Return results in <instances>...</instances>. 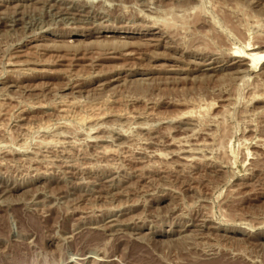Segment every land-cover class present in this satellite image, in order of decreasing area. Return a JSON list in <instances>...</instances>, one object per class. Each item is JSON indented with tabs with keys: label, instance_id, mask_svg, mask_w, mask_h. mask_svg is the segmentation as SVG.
<instances>
[{
	"label": "rangeland",
	"instance_id": "obj_1",
	"mask_svg": "<svg viewBox=\"0 0 264 264\" xmlns=\"http://www.w3.org/2000/svg\"><path fill=\"white\" fill-rule=\"evenodd\" d=\"M251 49L264 0H0V264H264Z\"/></svg>",
	"mask_w": 264,
	"mask_h": 264
},
{
	"label": "bare ground",
	"instance_id": "obj_2",
	"mask_svg": "<svg viewBox=\"0 0 264 264\" xmlns=\"http://www.w3.org/2000/svg\"><path fill=\"white\" fill-rule=\"evenodd\" d=\"M250 52L247 54V57H245V60H251L253 63L255 62V63H259V62H263L264 63V54H260V53H256L255 51H254V49H251V50H249ZM236 63V62H235ZM242 63V62H241ZM20 64V63H19ZM249 64V63H248ZM7 65H9V63L7 64ZM11 65H13L12 63H11ZM257 67V66H256ZM66 109V108H65ZM67 111V110H66ZM65 113H67V112H65ZM61 115V114H60ZM65 115V114H64ZM98 117V116H97ZM80 122H85V121H87L89 118H86V117H79V118H77ZM42 123V122H41ZM42 125V124H41ZM48 126V125H47ZM187 158V157H186ZM188 160V159H187Z\"/></svg>",
	"mask_w": 264,
	"mask_h": 264
}]
</instances>
